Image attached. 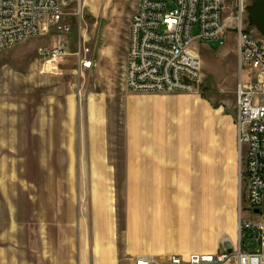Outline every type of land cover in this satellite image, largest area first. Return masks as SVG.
<instances>
[{
  "label": "rangeland",
  "instance_id": "374dc122",
  "mask_svg": "<svg viewBox=\"0 0 264 264\" xmlns=\"http://www.w3.org/2000/svg\"><path fill=\"white\" fill-rule=\"evenodd\" d=\"M138 2L73 0L63 20L40 37L0 51V264H54V253L76 251L78 223L91 219L100 193L90 178V158L100 153L101 139L118 166L112 200L123 223L125 100L131 92L125 66ZM248 15L245 27L257 36ZM236 34L230 31L224 46L196 45L202 69L193 92L232 125L240 76ZM58 45L64 56H41ZM237 157L240 165L238 147ZM235 187L239 212L247 205L239 175ZM245 234L243 247L254 250L253 234Z\"/></svg>",
  "mask_w": 264,
  "mask_h": 264
},
{
  "label": "crops",
  "instance_id": "0c3cea01",
  "mask_svg": "<svg viewBox=\"0 0 264 264\" xmlns=\"http://www.w3.org/2000/svg\"><path fill=\"white\" fill-rule=\"evenodd\" d=\"M124 121L123 223L112 200L118 166L101 139L90 158L94 213L78 223L76 251L54 253V264H136L238 247L236 124L199 93L129 92Z\"/></svg>",
  "mask_w": 264,
  "mask_h": 264
},
{
  "label": "built area",
  "instance_id": "2783aa9c",
  "mask_svg": "<svg viewBox=\"0 0 264 264\" xmlns=\"http://www.w3.org/2000/svg\"><path fill=\"white\" fill-rule=\"evenodd\" d=\"M73 0H0V51L40 37L63 20ZM250 0H139L130 19L125 83L138 94H189L199 81L202 58L196 45H225L237 34L239 81L236 88V130L240 155V184H245L246 207L239 208L240 245L218 254L153 257L136 264H264V37L245 27ZM64 46L41 56L58 59ZM245 163V171L243 165ZM250 217H244V213ZM254 216L261 218L256 221ZM245 232L257 249H243ZM252 242V241H251Z\"/></svg>",
  "mask_w": 264,
  "mask_h": 264
},
{
  "label": "water",
  "instance_id": "95a60500",
  "mask_svg": "<svg viewBox=\"0 0 264 264\" xmlns=\"http://www.w3.org/2000/svg\"><path fill=\"white\" fill-rule=\"evenodd\" d=\"M248 21L254 24L259 34L264 37V0L254 1L248 15ZM256 213L261 214L262 211L257 210Z\"/></svg>",
  "mask_w": 264,
  "mask_h": 264
}]
</instances>
